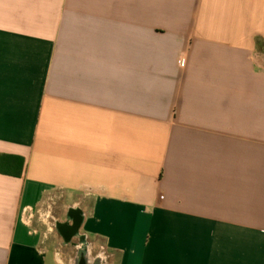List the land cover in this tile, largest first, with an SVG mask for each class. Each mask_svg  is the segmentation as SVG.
<instances>
[{"label":"crops","instance_id":"1","mask_svg":"<svg viewBox=\"0 0 264 264\" xmlns=\"http://www.w3.org/2000/svg\"><path fill=\"white\" fill-rule=\"evenodd\" d=\"M71 207L92 263L264 264V0H0V264Z\"/></svg>","mask_w":264,"mask_h":264},{"label":"rangeland","instance_id":"2","mask_svg":"<svg viewBox=\"0 0 264 264\" xmlns=\"http://www.w3.org/2000/svg\"><path fill=\"white\" fill-rule=\"evenodd\" d=\"M72 200H73V198H68L67 199V201H70V202ZM53 212H52V214H50V216H49L50 218L48 217V219H47V221H48L47 225H45L46 226V231H47V239H48V242H49L47 246L50 248V251H52L51 255L54 254V253H58V254H60L62 256V260L66 261L67 259L64 260V258L66 256H68L70 254L72 255V254H74L76 252L74 251V248H73L72 245H65V243L63 242V239L61 238V236L56 231L53 219L51 217L57 215V213L55 211H53ZM64 216H65V214H62V218H64ZM48 228H50V230H48ZM76 255H77V253L75 254V256ZM51 262H52V260H51ZM51 264H55V263H51Z\"/></svg>","mask_w":264,"mask_h":264},{"label":"trees","instance_id":"3","mask_svg":"<svg viewBox=\"0 0 264 264\" xmlns=\"http://www.w3.org/2000/svg\"><path fill=\"white\" fill-rule=\"evenodd\" d=\"M79 210V208L78 207H71L70 209H69V214H72L73 212H78L80 215H81V220L75 225V226H72V229L73 228H78V230H77V232L75 233V234H73L74 232H72V236H69L67 239L66 238H64V236H63V234L61 233V231H60V228L62 227V226H64V225H69L70 224V220L68 221V222H66V223H61V222H57L56 223V227H57V231H58V233H59V235L61 236V238L63 239V241H64V243L66 244V245H69V244H71L72 242H71V240H73L74 238H79L81 241H82V244H83V246H82V248H84V247H87V245H86V242H87V240H86V237L84 236V235H81L80 233H79V229H80V227L82 226V220H83V215L78 211ZM74 245H76V244H74ZM88 248V247H87ZM80 252H81V250H79L78 251V256H79V254H80ZM77 256V257H78Z\"/></svg>","mask_w":264,"mask_h":264},{"label":"flooded vegetation","instance_id":"4","mask_svg":"<svg viewBox=\"0 0 264 264\" xmlns=\"http://www.w3.org/2000/svg\"><path fill=\"white\" fill-rule=\"evenodd\" d=\"M80 214L78 212H73L72 214H69L68 212V216H67V220L63 223H66L70 220V224L69 225H64L60 228L61 233L63 234L64 238H68L72 232V226H75L79 221H80ZM73 241V242H72ZM71 244H76V245H81V251H82V241L79 238H74L73 240H71ZM73 264H78L77 259L74 260ZM93 264H97L96 262Z\"/></svg>","mask_w":264,"mask_h":264},{"label":"water","instance_id":"5","mask_svg":"<svg viewBox=\"0 0 264 264\" xmlns=\"http://www.w3.org/2000/svg\"><path fill=\"white\" fill-rule=\"evenodd\" d=\"M81 220V216H80ZM78 228H73V234L77 232ZM71 234L70 236H72ZM78 264H93L89 257V251L87 247H84L77 258Z\"/></svg>","mask_w":264,"mask_h":264},{"label":"built area","instance_id":"6","mask_svg":"<svg viewBox=\"0 0 264 264\" xmlns=\"http://www.w3.org/2000/svg\"><path fill=\"white\" fill-rule=\"evenodd\" d=\"M181 65H182V66L185 65V59H184V58L181 60Z\"/></svg>","mask_w":264,"mask_h":264}]
</instances>
